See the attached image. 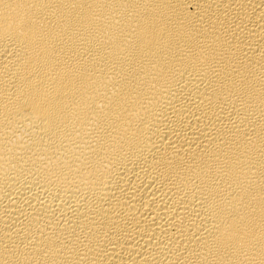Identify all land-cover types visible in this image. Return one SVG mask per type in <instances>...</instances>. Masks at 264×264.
<instances>
[{
    "label": "bare ground",
    "instance_id": "obj_1",
    "mask_svg": "<svg viewBox=\"0 0 264 264\" xmlns=\"http://www.w3.org/2000/svg\"><path fill=\"white\" fill-rule=\"evenodd\" d=\"M0 264H264V0H0Z\"/></svg>",
    "mask_w": 264,
    "mask_h": 264
}]
</instances>
